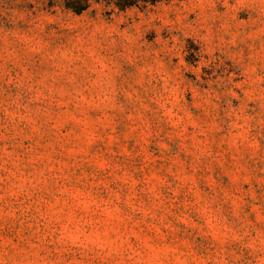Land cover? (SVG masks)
<instances>
[{
    "label": "rangeland",
    "instance_id": "374dc122",
    "mask_svg": "<svg viewBox=\"0 0 264 264\" xmlns=\"http://www.w3.org/2000/svg\"><path fill=\"white\" fill-rule=\"evenodd\" d=\"M0 264H264V0H0Z\"/></svg>",
    "mask_w": 264,
    "mask_h": 264
}]
</instances>
